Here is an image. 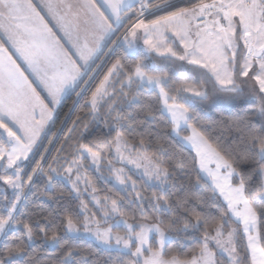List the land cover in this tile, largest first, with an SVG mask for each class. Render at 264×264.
I'll return each instance as SVG.
<instances>
[{"label":"snow or ice","instance_id":"snow-or-ice-1","mask_svg":"<svg viewBox=\"0 0 264 264\" xmlns=\"http://www.w3.org/2000/svg\"><path fill=\"white\" fill-rule=\"evenodd\" d=\"M42 10L55 21L78 61ZM82 20L90 25L83 36ZM106 41L120 46L124 58L131 60L126 64L115 59L90 97L92 113L106 106L113 123L104 121L106 132L85 125L63 163L49 164L45 171L37 161L25 172L24 162L54 108L45 103L14 55L56 105L67 88L78 86L81 68L95 62ZM141 50L181 62L184 77L153 72L156 65L145 63L148 55ZM141 93L154 101L142 104ZM194 100L201 107L205 102L239 101L251 106L252 118L234 122L237 136L227 145H214L200 126ZM153 104L160 105L177 136L190 130L182 139L195 150L191 168L181 158L166 159L163 145L153 149L145 133L131 140L126 135L135 131L130 123L134 106L142 105L147 118ZM0 129L7 136L0 139V181L14 193L0 204V264H27L29 248L37 240L58 253L56 264H95L89 247L75 243L85 237L108 253L114 251L116 256L109 259L116 264H264V0H200L192 7H180L175 0L162 5L154 0H41L40 5L0 0ZM87 161L97 172L107 166L118 191L131 197L138 218L109 195L93 196L95 212L83 200L75 209L64 206L55 215L43 208L41 187L49 190L48 201L60 202L64 194L56 184L66 182L79 199L80 183L91 184L81 175ZM185 183L211 195L185 191L173 199ZM26 188L37 197L31 208ZM241 226L247 239L243 256L237 250ZM190 245L196 247L187 254L184 249Z\"/></svg>","mask_w":264,"mask_h":264},{"label":"trees","instance_id":"trees-1","mask_svg":"<svg viewBox=\"0 0 264 264\" xmlns=\"http://www.w3.org/2000/svg\"><path fill=\"white\" fill-rule=\"evenodd\" d=\"M154 2L162 5L165 0H154ZM175 2L178 3L180 7H192L194 4L200 2V0H175ZM204 2H209V0H204ZM158 14L163 15L165 13L161 12ZM123 31L124 29L122 28L112 40H116V37L120 36ZM110 49H112L111 52L109 51ZM141 55H148V59L145 60V63L149 65H156V67H152L150 69L153 72L164 70L169 71L171 75H174L177 78L184 77L185 69L180 67L181 62L159 57L153 53L146 54L142 51ZM117 58H122L123 62L126 64L131 63L129 58H124L123 49L110 42L104 48L97 61L94 62L89 71L84 75V78L81 80L77 88L69 96H67L64 101H62L54 120L53 129L45 143L41 146L38 154L34 157L32 167H35V162L39 161L43 165L45 171H47L49 164L53 167H57V162L63 163V158L69 155L81 134L84 133L85 125H88L89 128L99 127L102 132L107 131V126L104 121L107 120V124H112L113 121L107 119L106 106L100 108L99 113L94 115L91 111L89 101L92 92L95 91L96 87L107 73L108 68L111 67ZM98 65L99 67H97ZM85 81H87V83H84ZM113 82H115V78H113ZM116 86L119 88V84ZM208 87L211 89V85H208ZM133 92H135V88H133ZM140 99L142 104L148 102L150 99L154 101V97L149 98L145 93L140 94ZM45 103L49 105L46 100ZM49 107L51 108L50 105ZM121 107L125 112L128 111L126 105H122ZM192 107L200 118V126L202 130L208 136L210 142L214 145H227L237 136L234 122L244 118H252L251 106L243 105L239 101L233 103L223 101L205 102V105L201 107L200 102L198 100H194L192 102ZM159 109L160 105L153 104L152 114L145 118V112L142 110V105L134 106V110L131 114L132 120L130 123L133 124L135 131L129 130L126 132V135L129 140H131L133 136H137L139 133H145V139L151 143L153 149H155L158 145H163L167 152L165 157L166 159L168 157L181 158L186 162L188 167L191 168L193 158L195 157L194 153L186 148L180 139L173 135L169 119L165 114H162ZM184 133L188 134V131H184ZM105 155L108 156L109 159L111 158V154L107 153V150H105ZM42 157L43 159H41ZM102 170L103 169H101V171ZM88 175L93 181L94 179L96 180L95 186H98L99 184L98 190L101 197H104L107 193L106 191H101V189L107 188L109 191L108 195L121 201L122 207L125 211L135 214L137 218L139 217V212L137 211L136 206L129 203L131 197L125 198V194L123 192H119L111 182L106 181L104 184L100 183L93 171H89ZM191 175L194 182L195 171H192ZM37 183L42 184V180H37ZM177 184L179 185V181H177ZM56 190H59L64 194V199L60 202L48 201L46 197L49 194V190L44 189L43 187L39 189L41 193H44L41 199L44 201L42 206L46 211L54 210L53 214L55 215V213L59 212L64 206H69L73 209L78 207L79 200L74 197L71 192V188L66 183H57ZM185 191L191 192L193 196L211 195V193L205 194L202 190L195 187L194 184L189 185L185 183L184 189L177 190L173 199H175L176 196L183 195ZM25 192L29 196V207L31 208L33 204L37 203V197L32 195V192H29V189L27 188L25 189ZM149 192L150 190L145 194L147 195ZM3 197H7V195L4 192L3 185L0 181V204L3 203ZM86 202L88 203V207L91 211H97L87 199ZM192 203L195 204L197 202L193 199ZM146 211L151 214V209H146ZM233 227H235V225H233ZM42 243L43 242L41 240H37L35 242V246L29 248L31 257L28 259L27 264H56L58 253L51 248L42 247ZM75 243L83 244L89 247V251L91 253L89 259L94 261L95 264H116L115 259H109L110 255L113 258L116 256L114 251L112 253H108L92 241L84 238L75 240ZM195 247V245H190L189 248L184 249V252L190 254L192 249ZM245 247L246 245L244 239L240 233L237 237V250L241 256L244 255ZM172 250H177L175 245H173Z\"/></svg>","mask_w":264,"mask_h":264},{"label":"rangeland","instance_id":"rangeland-1","mask_svg":"<svg viewBox=\"0 0 264 264\" xmlns=\"http://www.w3.org/2000/svg\"><path fill=\"white\" fill-rule=\"evenodd\" d=\"M110 43V42H109ZM108 43V44H109ZM143 52V50H141ZM154 55H156L155 53H153ZM101 55V54H100ZM157 56V55H156ZM97 61V60H96ZM36 79V77H34ZM84 77L81 78V80L83 79ZM36 82L38 81L37 79L35 80ZM39 83V81H38ZM40 84V83H39ZM41 85V84H40ZM42 86V85H41ZM43 88V87H42ZM77 88V86H75L74 88H72L71 90H68L67 92H64V94L62 95L61 99H60V102L56 105H53L51 103V99H50V105H51V108H54V111L52 112V115H51V119L48 121V124L44 130V132L41 134L40 138L37 140V143L33 146V151L31 153H29V160L28 161H25L24 162V165H25V172H30L31 171V168H32V164H33V159L34 157L38 154L41 146L45 143V141L47 140V138L49 137L52 129H53V124H54V120L57 116V113H58V110L60 108V105L62 103V101L65 100V98L67 96H69L75 89ZM44 89V88H43ZM45 90V89H44ZM47 93V92H46ZM66 95V96H65ZM65 97V98H64ZM39 113L37 112V115ZM166 115V114H165ZM167 116V115H166ZM188 131V134H185L184 131H180V134L179 136L176 135V133L173 132L172 130V133L173 135L180 139V141L182 142V144L188 148L190 151H192L195 155V150L191 147L190 144H187L186 142L183 141V137L184 136H188L191 134L190 130H187ZM0 139H4V140H7V136L5 133H3V130L0 129ZM2 163V162H0ZM90 165V161H87L85 162V168L81 170V175L82 176H86L90 181H91V184L90 185H85V183L81 182L80 185H79V188H80V196H79V203H80V200H83L86 202V199L91 203V205L96 209V207L94 206V201H93V196H97L99 198H103L100 196L99 194V190H98V186H95V183H96V180L94 179V181L92 179H90L89 177V171H93L95 173V175L97 176L98 178V181L100 183H105L106 181L108 182H111L117 189L119 188V185L116 184L115 180H114V177L111 176V174L109 173V171L107 170V166L106 165H102V168L103 169L102 171L100 172H97L95 170V167L94 166H89ZM116 167H121L120 164H115ZM10 171V170H9ZM0 172H3V168H0ZM107 178V179H105ZM135 178H138L137 176H133V179ZM2 185H3V189H4V192L6 193L7 197L9 199H11L14 195L13 193V190L11 188H9L7 185L3 184V182L1 181ZM66 183V182H64ZM67 184V183H66ZM102 184V186H103ZM70 188H71V185L70 184H67ZM93 188L96 189L95 192H93ZM102 188V187H100ZM101 191H106V195H108L109 191L107 188H102ZM74 197H75V193H73ZM87 203V202H86ZM89 206V205H88ZM97 210V209H96ZM99 217V216H98ZM123 229H121L122 231ZM241 235L244 239V242H245V245L247 244V239L245 236H243L242 234V226H241ZM84 239H87V240H90L92 241L93 243H95L98 247L104 249V247L100 244H98L94 239L90 238V237H85ZM105 250V249H104ZM250 256V254H249Z\"/></svg>","mask_w":264,"mask_h":264},{"label":"crops","instance_id":"crops-1","mask_svg":"<svg viewBox=\"0 0 264 264\" xmlns=\"http://www.w3.org/2000/svg\"><path fill=\"white\" fill-rule=\"evenodd\" d=\"M33 2H34L35 4H37V5H40L41 0H33ZM69 2H75V0H69ZM41 14L45 16V19H46V21L48 22L49 27H51V28L53 29V32L56 33L58 37H61V43L63 44V46L65 47V49H67V50L69 51V55L72 57V59L78 61V57L75 55V50L72 49L71 45L67 42L66 39H63V33H62V32L60 31V29L56 26L55 21H53V20L51 19V17L47 14L46 10H42ZM125 23H127V22H125ZM89 28H90V25L84 24V23H83V20H82V21H81V36H83L85 30H86V29H89ZM122 28H123V27H122ZM122 28H121V29H122ZM121 29H120V30H121ZM120 30H119V31H120ZM119 31H118V32H119ZM118 32H117V33H118ZM117 33H116V34H117ZM116 34H115L114 36H112L111 39H113V38L116 36ZM109 42H110V41H106V42L103 44V46L101 47V49H100V51H99V53H98V58H99L100 54L102 53V51L104 50V48L108 45ZM6 46L9 47L10 51H14L13 49H11V46H10V45H6ZM13 58L17 60V63L21 64L22 68L25 70V74H26V75L29 77V79L33 82V86L36 88L37 92L41 95L42 98H44L46 101H48V103H49V105H50V104H51V103H50V97H48V94L46 93V90H44V89L42 88V86L38 83V81H37V82L35 81V80H36V79L34 78L35 76H34L29 70H27V65L24 64V62L19 58L18 55H14ZM98 58H97V59H98ZM97 59H96V60H97ZM96 60H95V62H96ZM93 64H94V63H92V64L89 66V68H83V67L81 68L82 75H81V77H80V80H79V82H78V85H79V83L81 82V78L84 77V75L89 71V69L91 68V66H92ZM74 87H75V86L70 87V88H67V89L65 90V92H67L68 90H71V89L74 88ZM65 96H66V95H65ZM64 98H65V97H64ZM50 106H51V105H50Z\"/></svg>","mask_w":264,"mask_h":264}]
</instances>
